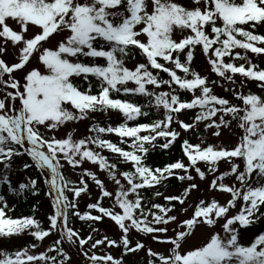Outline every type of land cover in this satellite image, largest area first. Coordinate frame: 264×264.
<instances>
[{
    "label": "snow or ice",
    "instance_id": "1",
    "mask_svg": "<svg viewBox=\"0 0 264 264\" xmlns=\"http://www.w3.org/2000/svg\"><path fill=\"white\" fill-rule=\"evenodd\" d=\"M261 25L264 0H191L190 5L177 0H0V186L15 196L39 194L35 177L25 176L15 185L10 180L14 160L26 155L31 163L19 168L38 170L51 208L42 227L34 215H8L12 209L0 195V238L29 235L35 241L13 252L0 249V264H70L65 249L73 246L88 264H124V256L144 250L148 264H264V232L246 243L240 238L242 228L264 216V95L237 90L234 79V74L242 77L241 89L247 78L264 90V69L248 56L264 54V34L256 31ZM196 48L206 59L205 71L216 79L191 67ZM136 54L140 60L127 66ZM221 80L233 86L239 104L214 92ZM184 92L191 98L182 99ZM137 96L148 103H136L132 97ZM96 113H117L121 122L102 126ZM150 115L157 118L136 122ZM86 119L93 121L88 135L74 138V128L57 135ZM201 124L216 143L207 141ZM222 126L237 137L234 144L219 141ZM190 132L200 142H190ZM104 134H116L119 143ZM178 138L181 158L155 167L146 162L157 149L167 153ZM105 149L115 162L102 154ZM119 163L130 168L121 170ZM221 163L226 171H219ZM85 164L104 172L114 191ZM65 165L76 180L65 175ZM208 175L212 179L206 188L194 182ZM169 177L187 182L180 194L159 190L168 186ZM225 177H234L233 183H224ZM90 183L98 195L81 212L78 198L91 199ZM193 190L201 196L191 215L181 219ZM206 190L229 198L223 204L206 200ZM159 197L165 203L153 202ZM176 202L181 207L173 215ZM238 202L239 209L228 215ZM70 217L88 224L87 235L70 226ZM104 218L117 231L96 239L93 225ZM198 227L211 231L191 243ZM132 230L150 239L133 240ZM50 233L58 238L35 252ZM152 242L169 247L153 251ZM86 245L91 250L116 248L118 254H89Z\"/></svg>",
    "mask_w": 264,
    "mask_h": 264
},
{
    "label": "rangeland",
    "instance_id": "2",
    "mask_svg": "<svg viewBox=\"0 0 264 264\" xmlns=\"http://www.w3.org/2000/svg\"><path fill=\"white\" fill-rule=\"evenodd\" d=\"M177 2H179L181 4H184V5H190L191 0H177ZM9 23H12V22L9 21ZM12 27L16 28V25L12 24ZM174 35L175 36H179V33H175ZM241 50L242 49H236V51H241ZM2 58H4L6 61L11 59L10 56H4ZM258 58H259L260 62H263L264 55H258ZM194 60L197 61V71L200 72L201 75H208L210 79H213V76L211 75V72H206L205 71L206 59L202 55L201 51L199 53L198 52L196 53V57H195ZM135 62H138L137 59H134V61H131V62H126V64H127V66L132 67V65ZM33 66H37L36 60L34 58H33ZM235 77H236V75H234V78ZM253 82L250 81V83L252 85L255 84L257 86V83L256 82L253 83ZM257 88H259V87L257 86ZM161 90H163V89H161ZM214 92L216 94H218V95L224 96L223 95L224 92H225L224 85H223V87H221V85H214ZM187 97H188V99H190L191 98V94L189 93ZM0 98H2V96H0ZM189 115H192V113L190 112ZM181 118L185 119V117H181ZM186 122H189V121L186 120ZM90 124H91V120H87V119L84 120V121H80V122H74V123H72V124H70L68 126V129H61L60 130L61 133L60 134L57 133V135H63L65 131L74 128L75 129L74 138H80L82 136L87 135V127ZM177 130H179L178 127H177ZM200 132L205 136V138L207 139L208 142H210V143H216L217 142L216 139L211 137L210 132L209 133H204L202 124L200 125ZM185 135H186L185 133H183V132L181 133V137H184ZM236 139H237V137L235 135H233L232 132H230L227 128H224L223 126L221 127V135L219 137V141L220 142H222L224 145L230 146V145H232V144H234L236 142ZM19 166H20L19 162L13 163V170L10 173V176L12 174V178L14 180H16V181H19V180L23 179L27 175L25 173V170H23V171L20 170ZM84 167H88V168L92 169L93 171H96L97 175L99 176V178L104 181L107 189L109 191H114V187H115L114 184L107 179V176H106V174L104 172L99 171L95 166H93L91 164H85ZM201 167H202V170H204L203 169V165H201ZM64 170L66 172V175L69 176L71 179H73V180L77 179L76 174L72 173L66 165L64 167ZM226 170H227L226 165L221 163L220 166H219V171H226ZM42 179H44V178H42ZM211 179H212V176L208 175L204 181H201V180H199V178H197V179H195L194 182L197 183L201 188H206L207 184L210 182ZM233 179H234V177H225L223 182L231 185L233 183ZM123 182L124 181H122V183ZM185 186H186V184H184L181 187H185ZM90 190H91V193H92L91 199H89V197L87 195H83V194H82L81 197L78 198V201H79L78 202V208H79V210L81 212L86 210V206H87L88 203L95 202V199H96V197L98 195V189H96L95 186L92 185L91 183H90ZM2 194L7 195L8 193H7V191L3 190ZM198 196H201V194L198 191H196V190L191 191L189 196L186 198L187 205H189V206L187 207V211L184 213V215L180 217L181 219L189 217L191 215V213L194 210V204L198 202V200H197ZM202 198H204L206 200L210 199V198H215L220 203L223 204L229 198V194H225V193H223L221 191H207L206 190V191L203 192ZM48 200H49V198H48ZM102 203L107 205L108 201L104 200V201H102ZM239 207H240V204L238 202L236 204V207L233 208L228 213V215H232L233 213H235L239 209ZM175 215H178V212ZM93 226L98 229V232L93 234L94 238H96V239L100 238L102 235H105V234H107L110 237H112L113 233H115L117 231V228L114 225V222H112L109 218H104L102 221L95 223ZM169 227L171 228L172 225L170 224ZM208 231H211V229H206V228H202V227L196 228L195 229V235L190 238V242L191 243H198L199 240L202 239L203 236ZM130 235H131V238L133 240L139 239L142 242L147 241V240L150 239L148 237H145V235L142 234V233L141 234H137L135 232V230H132ZM168 235H172V233L169 232ZM50 238L51 239H57L58 237L56 235H54V234H51ZM50 238H49V236L47 238H45L42 241V243L39 244L34 251L37 252V253L39 251H43L45 249V247L50 244L49 243V239ZM150 247L153 249V251L163 252L167 247H169V245L163 244V243H159V242H152V243H150ZM85 249L87 251H89V254H91L92 251H97V254H100V253H103V252H106V251H111V253L114 256H117V254H118V249H116V248H107L106 249L104 247H99L97 250H91L89 246H85ZM65 250L68 251L69 255L71 256L70 264H86L85 263V261H86L85 258L83 257L82 253H80L78 251L77 247H75V246L71 247V248H67L66 247ZM132 261H139V264H148L147 263L148 262V257L146 255V250L138 251L136 253H133Z\"/></svg>",
    "mask_w": 264,
    "mask_h": 264
},
{
    "label": "trees",
    "instance_id": "3",
    "mask_svg": "<svg viewBox=\"0 0 264 264\" xmlns=\"http://www.w3.org/2000/svg\"><path fill=\"white\" fill-rule=\"evenodd\" d=\"M262 31L264 33V27L262 28ZM135 57H140L139 54H136ZM234 63H237L239 61H233ZM254 64L258 65L259 68H262L264 69V66L261 65L258 61L256 60H253ZM160 75L164 78H167L166 77V74L164 73H160ZM242 77L237 80L236 82V88L237 90H240V91H243V89H241L239 87L240 85V81H241ZM246 83H247V78H244ZM223 80H221L222 82ZM227 85V89H229L224 97L225 98H229L231 100L232 103H235V104H239L240 101L239 100H236L234 97L231 98V96L229 94H231V89H232V85ZM247 86V85H246ZM245 86V89L244 91L247 89ZM246 93V92H245ZM187 95V92H184L181 94V98L182 99H186ZM121 98H124V97H121ZM132 99L136 102V103H139L141 105H144V104H147L148 103V100L144 97H140V96H137V97H132ZM145 111H149L150 113L151 112H155V109H148V108H145L144 109ZM112 116H110L109 118H105V120L101 121L100 124L102 126H107V124H112L113 126H115L116 124L120 123L121 122V118L119 116V114L117 113H113L111 114ZM157 118L156 116L154 115H150L148 118H143V117H140V118H137V121L136 122H145L146 120H151V119H155ZM133 122H129V124L131 125ZM174 127V125H173ZM103 138H106V139H109L111 140L112 142H115V143H119V137L118 136H114V134H104V137ZM190 136H189V140H190ZM163 141L158 139V143H162ZM190 142H192V140H190ZM180 143H181V140L178 138L177 141H175L173 143V145L170 147L169 150H167V153H165V151H161L159 149H157V151L149 154L147 156V163L152 165L153 167L155 166H163L165 163L167 162H171L172 160L176 159V158H181L182 156V150L180 148ZM124 147H127L126 145H122ZM110 156L112 158L115 159L116 161V157L112 154H110ZM118 167L121 169V170H128L130 168V165H123L122 163H119L118 164ZM32 171V170H31ZM36 175V173H35ZM170 179L167 180V187L164 188V187H161L159 188V190L161 192H164L170 188H172V186L176 185V179L174 177H169ZM181 191L177 192L176 194H180ZM146 195H151L150 192L148 193H145ZM15 206L14 208L12 209V211L10 213L12 214H8V215H11L12 217H19V216H28V215H34V218H37L41 221H43V224H42V227H46L47 226V220H46V216L48 215V213H39L37 210L33 211V207L30 205V202L28 200H26L25 196L24 195H21V196H17L16 199H15ZM153 202H156V203H165L162 199V197H159V198H155L153 200ZM180 206L178 202H176V208ZM261 212L264 211V208H261L260 210ZM70 223L73 224V226H76L77 223L78 225H80L81 228H83L82 232H81V236L84 235L86 233L85 229H86V226L82 225L81 222H79L78 220H76L75 217H70ZM261 232H264V218H262L259 222H254L253 224H251L250 226H247L245 228H242L240 230V235H256V234H259ZM14 241L10 242L8 239L4 240L2 245L5 246V250L9 251V252H13L15 250H18L30 243H34V240L31 236L29 235H25L24 237H14Z\"/></svg>",
    "mask_w": 264,
    "mask_h": 264
}]
</instances>
